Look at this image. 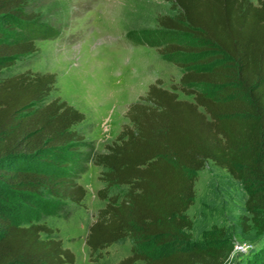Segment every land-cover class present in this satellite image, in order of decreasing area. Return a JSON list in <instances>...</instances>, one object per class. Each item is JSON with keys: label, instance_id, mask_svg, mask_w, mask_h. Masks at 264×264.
Masks as SVG:
<instances>
[{"label": "trees", "instance_id": "16d2710c", "mask_svg": "<svg viewBox=\"0 0 264 264\" xmlns=\"http://www.w3.org/2000/svg\"><path fill=\"white\" fill-rule=\"evenodd\" d=\"M167 1L177 12L159 16L161 30L139 32L136 42L158 47L181 66L180 56L197 57L179 86L193 100L158 78L129 105V122L107 151L95 152L74 128L85 119L81 110L49 99L55 73L27 70L0 79V190L50 203L25 220H15L14 211L34 210V203L15 207L7 199L0 206V264L76 263L57 229L41 220L66 201L82 204L87 190L78 178L91 161L105 168L98 194L107 200L86 236L93 261L98 251L131 238L132 253L116 264H226L234 244L224 233L213 244L182 245L193 228L187 211L197 172L208 161L243 183L248 215L242 225L264 233V0ZM29 2L0 0V70L36 52V40L60 34L40 22ZM123 185L124 194L109 196ZM149 242L159 248L156 255L141 248ZM249 264H264V252Z\"/></svg>", "mask_w": 264, "mask_h": 264}, {"label": "rangeland", "instance_id": "374dc122", "mask_svg": "<svg viewBox=\"0 0 264 264\" xmlns=\"http://www.w3.org/2000/svg\"><path fill=\"white\" fill-rule=\"evenodd\" d=\"M28 8L39 14L40 22L57 28L60 34L36 40L39 49L18 58L11 67L1 69L0 79L27 70L55 73L57 82L49 99L60 97L85 114V119L74 128L92 143L95 152L107 151V144L115 140L123 125L129 122L126 117L129 105L144 96L149 85L158 78L162 79L164 87L175 90L180 98L193 100V96L186 95L179 86L185 66L196 65L197 57L180 56L177 60L184 65L181 66L165 59L158 47L136 42L139 32L161 30L159 16L177 12L171 2L30 0ZM179 36L183 42L191 41L189 36ZM198 88L207 90L205 86ZM104 170L93 161L87 163L86 171L78 178L87 190L82 204L66 201L61 212L41 220L57 229V236L74 251L75 264H116L132 253L133 240L125 238L98 251L94 257H100L91 260L86 236L99 209L107 203L98 194L106 185L101 179ZM127 188L125 185L113 186L109 196L122 195ZM195 190L194 203L187 211L193 228L185 231L187 240L182 245L213 244L224 233L233 244H250L253 248L249 252H234L230 264H249L252 257L264 252V233L254 228L247 232L242 225V216L248 215L245 210L248 192L243 183L208 161L197 172ZM7 199L13 201L15 207L28 206L24 204L27 201L36 206L30 211L25 207L19 212L15 210V220L36 218L44 206H50L46 197L38 201L0 190V206L10 204ZM140 246L143 250H151L154 255L160 251L152 242Z\"/></svg>", "mask_w": 264, "mask_h": 264}, {"label": "built area", "instance_id": "2783aa9c", "mask_svg": "<svg viewBox=\"0 0 264 264\" xmlns=\"http://www.w3.org/2000/svg\"><path fill=\"white\" fill-rule=\"evenodd\" d=\"M252 246L250 244H241V243H235L234 244V250L232 252V254L230 255L229 259L227 260V263L226 264H230V261H231V257L232 255L234 254V252L236 251H239V252H249L251 251Z\"/></svg>", "mask_w": 264, "mask_h": 264}]
</instances>
